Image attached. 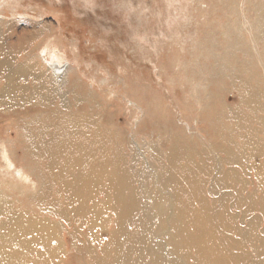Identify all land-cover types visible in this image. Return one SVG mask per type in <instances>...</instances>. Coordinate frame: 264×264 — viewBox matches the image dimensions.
I'll list each match as a JSON object with an SVG mask.
<instances>
[{
    "label": "rangeland",
    "instance_id": "374dc122",
    "mask_svg": "<svg viewBox=\"0 0 264 264\" xmlns=\"http://www.w3.org/2000/svg\"><path fill=\"white\" fill-rule=\"evenodd\" d=\"M0 62L1 84L6 71L14 73L12 67L23 66L40 76L28 75L21 80L28 85L24 90L18 88L17 94L12 91L5 98L0 94V165L5 166L1 158L5 151L9 159L14 157L17 168L19 164L26 167L24 171L32 179L21 182L14 178L13 168L7 175L1 172L0 177L33 189L41 180L37 171L30 175L28 167L36 154L40 156L38 148L57 149L58 144L64 154L65 132L69 133L66 120L78 122L82 116H94L96 123L114 131L126 152L136 149L143 163L133 172L137 181L133 195L150 214L146 220L147 238L150 246L159 245L167 259L164 264L177 260L170 246L174 237H167L169 229L164 225L155 231L157 218L152 203L162 194L167 197L169 188L156 185V192L148 194L145 186V179L156 181L157 168L174 158L171 154L166 162L159 160L157 168L147 160L145 152L152 145L154 153L167 151L169 144H161L158 131L164 127L169 133L179 131L188 146L185 150L191 151L192 147L197 161L205 158L201 149H210L209 143L218 148L227 144L224 136L218 138L212 133L213 127H227L228 140L240 145L243 153L253 151L255 140L259 143L264 139V0H0ZM56 68L63 70L56 74ZM244 86L259 96V103L251 110L241 109L235 121L230 107L237 106ZM207 104L213 112L231 114L216 118V122L212 118L206 128L202 113ZM19 119L25 120L28 132L18 125ZM57 127L58 135L50 137L48 131ZM41 128L46 134L32 138ZM253 152L251 164L256 166L261 155ZM215 159H219L222 172L235 167L243 193L259 195L264 202V188L258 189L259 176L254 171L244 170L240 160L236 165L229 162L220 150ZM53 192L49 197L56 200ZM206 195L219 194L207 191ZM110 196H114L112 192ZM159 204L164 206L165 214L172 216L170 200ZM112 206L118 208L116 201ZM232 210L239 218L246 211L235 206ZM251 214L260 216L256 209ZM129 217L134 220L139 215L132 212ZM141 217L146 219L143 214ZM244 218L238 226L247 231L249 217L246 221ZM121 221L125 220L107 226L111 234L118 227L117 235L124 242L118 261L144 263L140 230L136 223L121 225ZM62 222L57 235L60 242H66L65 250L72 256L61 264H91L93 254L102 256L99 233H86L85 227L80 229L75 221L72 227ZM258 230L264 239V220L259 221ZM70 233L81 241L74 250L67 248ZM89 234L95 240L89 242ZM228 236L230 244L238 239L234 232ZM234 245L226 249L229 257L241 252ZM246 250L248 254L254 252L251 247ZM258 263L264 264V252Z\"/></svg>",
    "mask_w": 264,
    "mask_h": 264
},
{
    "label": "bare ground",
    "instance_id": "6f19581e",
    "mask_svg": "<svg viewBox=\"0 0 264 264\" xmlns=\"http://www.w3.org/2000/svg\"><path fill=\"white\" fill-rule=\"evenodd\" d=\"M12 69L13 74L6 71L3 84L0 80V94L4 98L12 91L17 94L20 87L24 90L28 84L21 80L28 75L40 78L37 73L23 69V66ZM2 70H0V79ZM62 70L56 68V74ZM244 88L245 90L239 94L240 100L237 106L230 107V112L235 114L232 116L235 121H238L241 109L251 110L259 103V96L253 91H248L246 86ZM208 104L203 108L202 113L206 128L212 118L213 122H216V118L230 113L227 111L222 115L220 112H213ZM241 118L245 117L241 116ZM19 120L18 125L27 130L24 132H28L29 127L25 120ZM66 121L65 125L69 128V133L65 132L64 154L63 151L60 152L58 144L55 145L57 149L42 146L38 148L40 156L36 154V159H32L29 163V174L37 171L41 180L37 182L34 179L37 184L33 189H24L22 183L0 177V264H61L65 259H70L72 255H68L65 250L66 242L64 240L60 242L57 235L61 231L62 221L69 226L75 221L80 229L85 227L86 233H99L97 237L103 253L100 257L96 253L93 254L91 264L116 262L120 264L117 255L121 253L120 248L124 242L117 235L118 227L112 230V234L107 229L112 221L118 223L119 220H125L119 223L121 225L128 222L136 223V227L140 230L139 235L142 244L145 245V255L142 258L144 263L140 264L166 263L167 259L164 258L159 245L155 243L153 246L149 245L150 240L147 237L150 236L149 232L147 233L146 220L150 214L145 212L144 205L140 204L133 195L137 185L133 172L143 166L142 161L136 156V149L132 148V153L126 152L123 142L113 133L114 131L107 127L104 129V125L95 122L94 116H82L78 122L73 119ZM211 130L218 138L224 136L227 144L218 148L213 143H209L212 145L210 149L207 146L201 149L205 153V158L200 157L198 161L195 159L196 151L192 147H190L191 151H186L185 147L188 146L182 141L179 131L169 133L166 127L158 132L162 139L161 144H169L167 151L158 147L162 151L154 153L153 145L150 151L146 150V158L152 167H155L159 160L166 162L168 156L174 155V158H168L169 164L167 165L166 162L165 167H155L158 169L156 181L145 179L148 194L156 192L154 189L156 185L169 188L167 197L161 193L162 197L159 200L154 198L152 203L157 218L155 231L164 225L169 229L167 237H174L170 246L172 253L177 255V260L167 264L179 262L180 264H259L260 254L264 252V239L258 226L259 221L264 220V202L262 203L259 195L243 193V183H240L239 178L236 177L235 167L231 166L229 170L225 169L222 172L215 154L218 150L223 151L229 162H235L234 165L240 160V166H244V170H252L256 176H259L257 186L258 189H263L264 139L259 143L255 140V145H252L253 151H259L261 155L260 163L257 161L259 165L255 166L251 164L255 153L253 151L243 153L240 145L228 140L230 130L227 127L219 129L222 130L221 132L216 127ZM58 132V127L53 128L48 131V135L55 138ZM45 134V129L41 128L31 136L38 139ZM201 150L199 152H202ZM1 153L5 166L0 165V173L4 172L7 175L8 169L13 168L11 171L14 172L11 174L14 178H18L21 182L24 179L31 181L28 172L24 171L25 166L19 164L17 168L13 156L11 157L14 160L11 157L9 159L5 151ZM206 189L210 194L219 195L207 196ZM52 192L56 195V200L49 197ZM110 192L113 193V197L110 196ZM167 200H170L172 216L165 214L164 206L159 204V201ZM113 201H116L118 208L112 206ZM234 206L246 210L241 218L245 216L244 221H246L249 217L247 231L238 226V222L243 223V221L233 213ZM254 209L260 212V216L255 218L251 214ZM132 212L137 213L139 218L130 219L129 215ZM141 214L144 219L146 217L145 220L142 219ZM233 232L238 234V239L230 244L228 234ZM87 240L89 242L95 240V236L89 234ZM80 242L77 235L70 233L67 248L74 250L80 246ZM233 244H235L234 248L241 249V252L236 251L237 253L229 257L226 249L232 248ZM250 247L254 252L248 254L246 248ZM108 257L112 258L114 263ZM126 263L127 260L124 259V264Z\"/></svg>",
    "mask_w": 264,
    "mask_h": 264
}]
</instances>
